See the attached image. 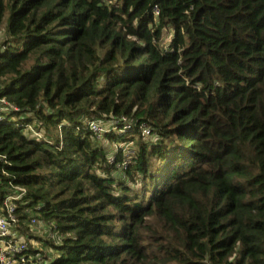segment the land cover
Returning a JSON list of instances; mask_svg holds the SVG:
<instances>
[{
	"label": "trees",
	"instance_id": "16d2710c",
	"mask_svg": "<svg viewBox=\"0 0 264 264\" xmlns=\"http://www.w3.org/2000/svg\"><path fill=\"white\" fill-rule=\"evenodd\" d=\"M0 98L50 264H264V0H0Z\"/></svg>",
	"mask_w": 264,
	"mask_h": 264
},
{
	"label": "built area",
	"instance_id": "2783aa9c",
	"mask_svg": "<svg viewBox=\"0 0 264 264\" xmlns=\"http://www.w3.org/2000/svg\"><path fill=\"white\" fill-rule=\"evenodd\" d=\"M157 15V8L154 11ZM18 108L9 103L6 99L0 98V122L9 114L17 113ZM111 127H104L101 123L90 121L87 123L88 129L96 139H101L105 133L117 132L123 134L131 128V122L125 118L111 121ZM140 134L143 138H155L152 130L145 124L139 126ZM25 132L29 133L30 138L41 139L40 133L36 132L32 126H27ZM131 143L124 146L129 147ZM113 161V158H110ZM0 161L6 163V157L0 156ZM3 174H5L3 172ZM3 196L0 197V264H47V260L41 257L40 251H33L29 247L28 238L25 236L26 229L32 230L38 227L41 233L48 232L53 239L59 236L50 223L39 220L33 213L32 208H26L23 212L25 218H21L19 213L20 206L29 203L26 199L27 191L23 187L9 183L3 187ZM40 207H36L39 210Z\"/></svg>",
	"mask_w": 264,
	"mask_h": 264
},
{
	"label": "rangeland",
	"instance_id": "374dc122",
	"mask_svg": "<svg viewBox=\"0 0 264 264\" xmlns=\"http://www.w3.org/2000/svg\"><path fill=\"white\" fill-rule=\"evenodd\" d=\"M170 40V34L169 33H165L163 42L164 45H167L169 43ZM101 125H103L104 127H111L112 124L111 122H103L101 123ZM28 135V134H27ZM100 144L102 145V147H104V149H110V144L107 143V141H100ZM122 145H117V148L115 149V151L120 148ZM115 146H113L114 148ZM136 147L133 143V145L131 144L130 149L129 147H126L124 150V153L128 154L131 151H135ZM25 236L28 238L29 241V247L35 251V249H37L36 251H40V255L41 257L43 256V258L45 260H47V264H50L52 262V259H54L57 255V253L54 251V249H51L50 244H48L46 241L51 239L53 240L57 245H60L61 243V238L59 236H55L53 239L51 238L50 234L48 232L45 233H41V230L38 229V227L33 228L32 230L30 229H26L24 231Z\"/></svg>",
	"mask_w": 264,
	"mask_h": 264
}]
</instances>
